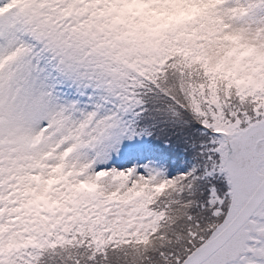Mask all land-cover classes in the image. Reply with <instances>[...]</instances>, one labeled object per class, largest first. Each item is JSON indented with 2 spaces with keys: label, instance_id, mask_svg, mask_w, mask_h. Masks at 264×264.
I'll return each mask as SVG.
<instances>
[{
  "label": "snow or ice",
  "instance_id": "1",
  "mask_svg": "<svg viewBox=\"0 0 264 264\" xmlns=\"http://www.w3.org/2000/svg\"><path fill=\"white\" fill-rule=\"evenodd\" d=\"M0 264H264V0H0Z\"/></svg>",
  "mask_w": 264,
  "mask_h": 264
}]
</instances>
